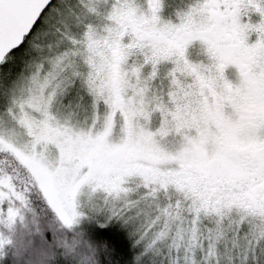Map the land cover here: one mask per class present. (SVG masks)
<instances>
[{"label":"snow or ice","instance_id":"obj_1","mask_svg":"<svg viewBox=\"0 0 264 264\" xmlns=\"http://www.w3.org/2000/svg\"><path fill=\"white\" fill-rule=\"evenodd\" d=\"M0 264H264V0H0Z\"/></svg>","mask_w":264,"mask_h":264}]
</instances>
